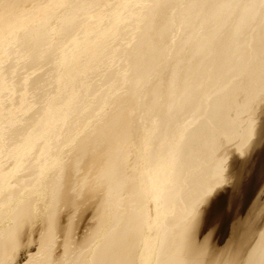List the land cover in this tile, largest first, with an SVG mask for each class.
Segmentation results:
<instances>
[{"label": "bare ground", "instance_id": "1", "mask_svg": "<svg viewBox=\"0 0 264 264\" xmlns=\"http://www.w3.org/2000/svg\"><path fill=\"white\" fill-rule=\"evenodd\" d=\"M110 53L118 63L103 70ZM121 80L133 97L129 89L109 94ZM263 102L264 0H0V170L14 161L20 169L0 200L35 186L42 164L59 168L66 153L75 155L74 168L87 155L105 158V202L123 222L86 246L88 264H134L148 222L131 200L120 211L125 141H141L150 196L163 204L153 264H187L189 221L226 181L225 158L198 163L197 142L221 135L243 153L256 131L250 108ZM185 123L192 128L169 145ZM52 190L55 205L59 179ZM30 205L16 208L12 227L0 231V264L11 260L4 239L17 246ZM85 248L71 259L81 262ZM252 264H264V244Z\"/></svg>", "mask_w": 264, "mask_h": 264}, {"label": "rangeland", "instance_id": "2", "mask_svg": "<svg viewBox=\"0 0 264 264\" xmlns=\"http://www.w3.org/2000/svg\"><path fill=\"white\" fill-rule=\"evenodd\" d=\"M106 60L103 70L118 63L112 53L109 61ZM123 81L114 84L109 92L113 98L127 93V89L133 97L131 88L122 84ZM250 110L256 131L245 144L243 153L237 151V140L227 142L221 135L206 140L199 138L197 142L204 145L198 152V163L212 164L225 158L226 181L204 197L197 216L189 221L193 224L183 235L189 257L187 264H231L232 258L237 264H252L257 247L264 244V102L253 105ZM249 114H243L244 119ZM131 119L129 115L124 123L129 125ZM191 128V123H185L179 137L173 134L167 138L169 145L180 141L181 134ZM140 142L125 141L122 146L119 162L127 183L121 192L120 211L126 214L131 200L148 213V222L138 237L134 264H153L163 204L150 196L144 159L138 154ZM65 155L61 161L64 165L59 168L52 160L42 164L35 186L22 189L6 201L0 200V231L12 227L10 216L16 208L27 199L31 203L27 220L17 226V246H12L8 237L4 239L8 250L4 258L11 259L8 264H47L50 262L48 252L52 264H88L90 249L86 246L103 242L112 226L122 224V219L120 224L112 219L114 207L106 204L105 190L99 180V172L107 167L105 158L87 155L74 168L75 155ZM167 161L168 157L165 163ZM185 171L190 172L192 168L187 167ZM18 173L19 164L15 161L0 170V195L9 190L12 178ZM53 179L61 183V197L55 205L51 200ZM194 195L197 197L198 193ZM84 248L81 262L71 259Z\"/></svg>", "mask_w": 264, "mask_h": 264}]
</instances>
